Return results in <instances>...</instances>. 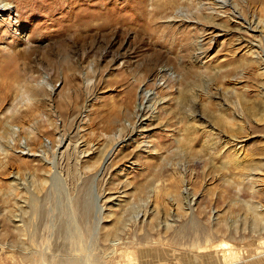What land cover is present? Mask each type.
Returning a JSON list of instances; mask_svg holds the SVG:
<instances>
[{"label":"rangeland","instance_id":"obj_1","mask_svg":"<svg viewBox=\"0 0 264 264\" xmlns=\"http://www.w3.org/2000/svg\"><path fill=\"white\" fill-rule=\"evenodd\" d=\"M169 1L0 0V264H264V0Z\"/></svg>","mask_w":264,"mask_h":264},{"label":"bare ground","instance_id":"obj_2","mask_svg":"<svg viewBox=\"0 0 264 264\" xmlns=\"http://www.w3.org/2000/svg\"><path fill=\"white\" fill-rule=\"evenodd\" d=\"M167 2V1H166ZM168 2H170L169 0H168ZM171 2H174V0H171ZM2 3V2H1ZM173 4H175V3H173ZM7 5L8 4H5L4 5V8H6L7 7ZM170 6V5H169ZM119 36V35H118ZM172 41V40H171ZM8 77H7V79H11V78H13V79H15V81L16 80H21L22 78H23V76H20L18 73L17 74H13V73H10V74H8L7 75ZM20 76V77H19ZM18 82V81H17ZM13 87V86H12ZM27 87V86H26ZM24 91H25V93L26 94H31L32 93V88L30 89V88H25L24 89ZM0 95H3L5 98H7L9 95H11V89H10V86L7 84V83H4V84H2V85H0ZM184 99H186L187 100V97H184ZM185 100V101H186ZM28 101V100H27ZM33 116V114H30L29 115V113L28 114H25V115H23V116H18L16 113H13L12 114V116H11V118H9V119H12V120H19V121H22V122H24L25 121V119L27 118V119H30L31 117ZM27 121V120H26ZM5 124V123H4ZM4 124L2 123L1 125H0V130L2 131V132H0V135L1 136H3V135H6V134H8V129L4 126ZM263 150V149H262ZM12 166V161H10V163H9V167H11ZM32 201H33V204H32V208L34 209L33 211H36V212H38L37 211V204H36V199L35 198H32L31 199ZM261 220H262V218H260ZM262 223V222H261ZM32 236H33V234H31ZM35 237V236H34Z\"/></svg>","mask_w":264,"mask_h":264}]
</instances>
